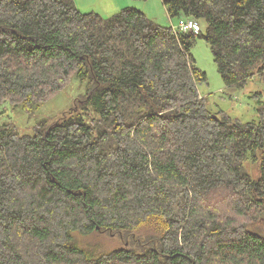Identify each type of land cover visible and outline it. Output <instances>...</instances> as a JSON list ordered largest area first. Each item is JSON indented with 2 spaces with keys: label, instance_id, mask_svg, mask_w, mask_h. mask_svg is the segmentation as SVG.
Masks as SVG:
<instances>
[{
  "label": "trees",
  "instance_id": "1",
  "mask_svg": "<svg viewBox=\"0 0 264 264\" xmlns=\"http://www.w3.org/2000/svg\"><path fill=\"white\" fill-rule=\"evenodd\" d=\"M164 4L206 30L176 34L135 6L0 0V104L31 110L84 67L96 81L33 134L0 126V264H264V103L259 121L210 110L192 54L206 40L227 89L264 81V0ZM96 231L131 240L97 256L72 242Z\"/></svg>",
  "mask_w": 264,
  "mask_h": 264
},
{
  "label": "rangeland",
  "instance_id": "2",
  "mask_svg": "<svg viewBox=\"0 0 264 264\" xmlns=\"http://www.w3.org/2000/svg\"><path fill=\"white\" fill-rule=\"evenodd\" d=\"M135 4H129V6L134 5L137 7L138 5ZM126 6L128 4H122L120 8H112L110 12L107 11L109 14H103L102 16L110 17ZM87 9H81V11L96 12L92 7ZM147 15L157 22L169 25L170 27L172 22L176 24L179 19H172L170 16L169 18L164 9H157ZM198 22L201 30L205 31L207 26L206 21L198 20ZM192 54L197 66L207 73V81L199 84V91L201 98H207L208 108L215 112L223 110L232 117L244 122L259 121L257 109L261 102L264 103V81L256 76L244 89H227L218 71L209 43L204 39L198 38L192 46ZM84 71L83 75L74 76L71 85L66 86L59 92L57 91L46 102L34 105L31 110L25 104L18 106L10 102L0 104V126L11 124L12 127L17 128L20 134L24 135L33 134L35 126L40 122L45 124V126L51 125L67 113V111L75 107L77 102L80 103L93 92L96 81L88 67H84ZM86 108L88 111L87 119L98 116L94 103H89V105L87 103ZM245 167L254 180L259 178L260 169L258 160L254 161L249 157L245 162ZM254 228H256V231L264 232V222L257 224ZM125 240L130 241L131 239L129 237H122L120 234L96 231L88 235L73 232L72 242L76 246L93 253L92 255L97 256L100 253L125 246ZM130 246L137 247L135 243H131Z\"/></svg>",
  "mask_w": 264,
  "mask_h": 264
},
{
  "label": "crops",
  "instance_id": "3",
  "mask_svg": "<svg viewBox=\"0 0 264 264\" xmlns=\"http://www.w3.org/2000/svg\"><path fill=\"white\" fill-rule=\"evenodd\" d=\"M134 1V2H132ZM75 0L76 5L79 9L88 10L87 8L92 7L99 14H109L112 8H120L122 4H134L143 10L146 14L156 11L157 9H164L168 14L165 7L164 0ZM123 2V3H122ZM134 6V5H133ZM136 7V6H135ZM114 10V9H113ZM169 17V14H168ZM170 18V17H169Z\"/></svg>",
  "mask_w": 264,
  "mask_h": 264
},
{
  "label": "built area",
  "instance_id": "4",
  "mask_svg": "<svg viewBox=\"0 0 264 264\" xmlns=\"http://www.w3.org/2000/svg\"><path fill=\"white\" fill-rule=\"evenodd\" d=\"M174 31L177 32H186L193 31L195 33L200 32L199 22L194 18H181L177 24L173 25Z\"/></svg>",
  "mask_w": 264,
  "mask_h": 264
},
{
  "label": "bare ground",
  "instance_id": "5",
  "mask_svg": "<svg viewBox=\"0 0 264 264\" xmlns=\"http://www.w3.org/2000/svg\"><path fill=\"white\" fill-rule=\"evenodd\" d=\"M181 18H184V17H181ZM181 18H179L178 20H177V23H178V21L181 19ZM185 18H194V17H185ZM194 19H196V18H194ZM197 20V19H196ZM198 21V20H197ZM176 23V24H177ZM172 24L174 25L175 23L174 22H172ZM171 24V27H172V29H173V25ZM200 25V24H199ZM173 31H174V29H173ZM188 32H190V33H194V34H199L200 32H201V27H200V32L199 33H195V32H193V31H186V32H184V33H188ZM174 33H176L175 31H174ZM177 33H182V32H177ZM176 33V34H177Z\"/></svg>",
  "mask_w": 264,
  "mask_h": 264
}]
</instances>
